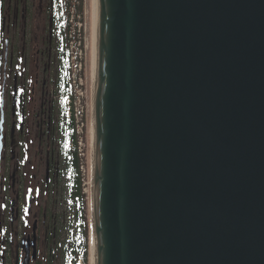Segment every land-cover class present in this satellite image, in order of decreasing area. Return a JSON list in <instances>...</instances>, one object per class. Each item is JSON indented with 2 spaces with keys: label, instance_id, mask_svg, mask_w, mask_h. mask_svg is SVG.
<instances>
[{
  "label": "water",
  "instance_id": "1",
  "mask_svg": "<svg viewBox=\"0 0 264 264\" xmlns=\"http://www.w3.org/2000/svg\"><path fill=\"white\" fill-rule=\"evenodd\" d=\"M96 264H264V0H99Z\"/></svg>",
  "mask_w": 264,
  "mask_h": 264
},
{
  "label": "flooded vegetation",
  "instance_id": "2",
  "mask_svg": "<svg viewBox=\"0 0 264 264\" xmlns=\"http://www.w3.org/2000/svg\"><path fill=\"white\" fill-rule=\"evenodd\" d=\"M66 8L65 0H0V264H41L40 242L51 233L58 243L60 229H52L50 213L43 209L39 182L45 180V188L52 182L53 153L47 151L46 175L39 178L42 150L37 152V163L32 162L35 124L31 121L45 117L48 148L51 131L52 138L57 130L62 137L64 108L61 96L57 95L58 106L53 96L61 94L68 63ZM48 32L46 52L43 35ZM53 57L58 74L50 91L51 82L45 78ZM58 144L62 153V138ZM29 163L32 173L27 171ZM62 250L67 251L65 243Z\"/></svg>",
  "mask_w": 264,
  "mask_h": 264
},
{
  "label": "rangeland",
  "instance_id": "3",
  "mask_svg": "<svg viewBox=\"0 0 264 264\" xmlns=\"http://www.w3.org/2000/svg\"><path fill=\"white\" fill-rule=\"evenodd\" d=\"M65 4L67 6L66 11L69 12V16L72 17L73 24H72V34L76 35V40L73 44L80 45V40L82 42L83 47V72L81 74L82 78L84 79V84L82 87L83 91V100H82V107H84V116L86 115V108L88 107L85 94H88V88L90 87V80L92 81L91 84L93 86V61H92V70H91V63L90 55L92 52L93 58V50H94V15H95V7H94V0H65ZM73 9V10H71ZM68 16V14H66ZM70 25V23H69ZM79 25L82 26L81 35H79L78 30L80 29ZM50 33L48 32L46 35V43H45V50L48 52L50 50ZM41 36H38L41 39ZM71 45V44H70ZM54 48V46H53ZM73 47L70 46V49ZM77 53V52H76ZM75 53V54H76ZM42 62V70L43 64ZM49 62L47 61L46 64ZM73 63L74 60H73ZM77 64V63H75ZM73 67L71 68V72L73 73ZM47 77L45 78L46 81H50L49 87L50 91L55 89V81L57 80L58 74V65L56 59L53 57L51 58V65L47 67L46 70ZM74 75V74H73ZM72 86L75 85L73 82V78L71 80ZM76 91L73 93V105L74 103L78 104V100L76 98ZM57 95H61L57 93L53 96L54 105L58 106L59 98ZM90 103V98H89ZM46 106V105H45ZM64 111V110H63ZM93 111V110H92ZM64 116H68V113H63ZM39 121H36L38 120ZM58 123L57 115L54 116V124ZM31 123H34V131L31 135L34 138V144L31 148V160L32 162L37 163V152L42 150V159L43 162V170L39 173V178L42 176L45 178V170H46V159L48 155V150H51L52 157L54 158V167H53V178L52 182L48 184V188H45L46 182H42V201H45L43 205V209H48V212L51 216V224L52 229L59 228V239L58 243L53 241L52 234L50 233L48 237H45V240L40 242V251L42 252V261L41 264H45V261L48 260L50 264H68V257L71 254L73 247H80V239L81 234L83 231L85 221L87 224L91 225L92 222V207H91V199H92V169L91 173L89 174V164H88V156L90 152V148L88 146V139L87 134H84V143L82 146L83 155L78 152V159L80 161V172H81V189H82V202L79 204L77 201V197L75 196V187H72L70 184V176L62 174V171L66 170V165L69 162V158L65 157V154L60 152L59 144L60 139L63 140V135L57 132H54V137L52 138L51 131V138L50 144L48 148L47 141V127L45 124V117L42 115L40 117H35ZM77 141H80V136H78ZM92 147V146H91ZM92 152V151H91ZM92 159V158H91ZM32 165V164H31ZM30 163L27 166V171L32 173L30 169ZM38 174V172H37ZM62 174V175H61ZM43 178V179H44ZM46 189V190H45ZM82 204V218L78 217V208ZM66 244L67 251L63 252L62 246ZM46 257V258H45Z\"/></svg>",
  "mask_w": 264,
  "mask_h": 264
},
{
  "label": "bare ground",
  "instance_id": "4",
  "mask_svg": "<svg viewBox=\"0 0 264 264\" xmlns=\"http://www.w3.org/2000/svg\"><path fill=\"white\" fill-rule=\"evenodd\" d=\"M94 7H95V15H94V50H93V58L92 52L90 55V63H91V70H92V61H93V86L90 80V87L88 88V107L86 108L87 115H85L86 119V126H88V146L90 148V154L88 156V164H89V174L91 173L92 169V199H91V207H92V243L90 244V261L91 264H96V237L94 233V221H95V214H94V205H95V182H94V167L96 164V144H95V129H94V118H95V99H96V79H97V64H98V41H99V0H94ZM70 25H68V29L66 32V40L72 45V50L69 51L70 57L73 58L75 55L76 58L80 60V56L82 57L83 64V47L82 42L80 40V45L75 46L73 44L76 40V35L72 34L71 28L73 24L72 18L69 19ZM77 52V53H76ZM76 53V54H75ZM80 87L77 85H73L70 83L66 84L65 88L61 91V97L64 99L66 103L69 100L73 99V93L78 91ZM87 93L85 94L86 97ZM84 98V97H83ZM90 98V103H89ZM87 100V98H86ZM93 110V111H92ZM92 146V147H91ZM92 151V152H91ZM92 158V159H91Z\"/></svg>",
  "mask_w": 264,
  "mask_h": 264
},
{
  "label": "trees",
  "instance_id": "5",
  "mask_svg": "<svg viewBox=\"0 0 264 264\" xmlns=\"http://www.w3.org/2000/svg\"><path fill=\"white\" fill-rule=\"evenodd\" d=\"M68 16H66V22H65V33L67 32L68 25H69V12L67 11ZM68 41L66 40V49H67V59L69 58V53H68ZM68 63L66 66V75H65V80L63 84V89L65 88L68 80ZM62 89V90H63ZM61 129H62V135H63V153L65 154L66 158H69V162L66 165V170L62 171L63 175L67 176L69 174L70 176V184L72 187H75L76 191L75 196L77 197V201L79 204L82 202V189H81V172H80V161L78 159L77 151L75 148L70 149L69 147V142L75 143L76 142V137L74 133V123L69 120H64L61 122ZM89 170V168H88ZM82 204L78 208V217L82 218ZM90 233H91V228L90 225L87 224L85 221L83 231L81 234V239H80V250L83 253V260L84 264H91L90 261Z\"/></svg>",
  "mask_w": 264,
  "mask_h": 264
},
{
  "label": "built area",
  "instance_id": "6",
  "mask_svg": "<svg viewBox=\"0 0 264 264\" xmlns=\"http://www.w3.org/2000/svg\"><path fill=\"white\" fill-rule=\"evenodd\" d=\"M79 27H80V29L78 30V33H79V35H81L82 26L79 25ZM81 60H82V57L80 56L79 61H81ZM72 67L74 68L73 73H72L73 82L76 86L78 85L80 88L76 92V98L78 100V104L74 103V105H73L72 100H69L67 103L68 108H69L68 115H69V117L75 118L77 136H80V141L78 142V150L83 155L84 153L82 150V146L84 143V134H85V129H86L84 107H82V100H83V96H84L83 91H82V87L84 84V79L82 78L81 74L83 71V64H82V62H79L78 65H76L74 63ZM86 98H87V95H86ZM83 157H84V155H83ZM77 264H82L81 256H78Z\"/></svg>",
  "mask_w": 264,
  "mask_h": 264
}]
</instances>
